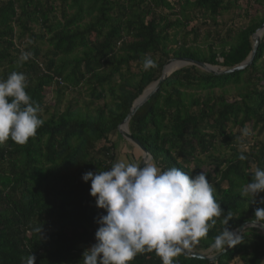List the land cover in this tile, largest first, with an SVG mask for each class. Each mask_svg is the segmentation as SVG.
Returning a JSON list of instances; mask_svg holds the SVG:
<instances>
[{"label":"trees","instance_id":"1","mask_svg":"<svg viewBox=\"0 0 264 264\" xmlns=\"http://www.w3.org/2000/svg\"><path fill=\"white\" fill-rule=\"evenodd\" d=\"M237 1L0 0V79L23 72L44 120L27 143L0 144V264H22L31 253L36 264H82L95 243V221L106 214L83 174L110 169L118 146L111 135L122 140L117 127L167 61L185 58L227 70L248 57L252 35L264 23V0H251L261 11H244L247 24L233 29L232 20L226 27L219 18ZM22 52L33 56L18 64ZM145 54L156 68L143 70ZM228 93H234L230 102ZM48 94L54 96L45 101ZM248 123L256 136L264 133V31L242 71L211 75L187 66L171 73L128 131L162 169L205 173L235 231L264 208V192L255 200L241 192L252 167L264 168V139L241 134ZM214 219L207 236L187 249L208 256L222 251L212 247L224 227L222 217ZM131 264L162 261L153 251L137 254ZM174 264H264V234L244 230L241 244L214 263L179 255Z\"/></svg>","mask_w":264,"mask_h":264},{"label":"clouds","instance_id":"2","mask_svg":"<svg viewBox=\"0 0 264 264\" xmlns=\"http://www.w3.org/2000/svg\"><path fill=\"white\" fill-rule=\"evenodd\" d=\"M32 56L22 52L17 63ZM142 67L148 71L157 63L145 54ZM28 86L23 72L0 79V144L9 139L25 144L44 124L43 110L27 93ZM82 180L91 181L90 195L106 213L95 221V243L83 252L82 264H131L137 254L153 251L162 264H174V258L205 238L214 218L221 217L224 227L212 247L225 251L242 242V235L229 228L231 213L223 214L215 187L203 172L193 176L177 167L162 169L151 158L139 164L119 159L108 170L84 173ZM241 192L253 200L264 192V168L252 167L251 180ZM254 220L264 223V208L256 209ZM22 264H36V256L22 258Z\"/></svg>","mask_w":264,"mask_h":264},{"label":"water","instance_id":"3","mask_svg":"<svg viewBox=\"0 0 264 264\" xmlns=\"http://www.w3.org/2000/svg\"><path fill=\"white\" fill-rule=\"evenodd\" d=\"M264 31V23L255 31V33L252 35V47H251V51L248 55V57L239 65L231 68V69H220L217 67H213L204 63H199L190 59H185V58H176V59H172L166 62V64L163 66L162 71H161V75L159 77V79L153 83L152 85H150L145 91H143L142 95L139 96L131 105L128 113L126 114L124 120L119 124V126L117 127V134L119 135V137H121V139L123 141H126L127 143H129L130 145H132V147H134L139 153V157L137 158V160L135 161L136 163H142L145 160L151 158V156L148 154V152L140 145V143L133 139V137L129 134L128 131V123L131 120V118L135 115V113L138 111V109H140V107L142 105H144L157 91V89L160 87V85L162 84V82L174 71L185 67V66H193L196 67L197 69H200L208 74L211 75H227V74H231L234 72H238V71H242L244 69H246L247 67H249L255 57L256 51L259 47L260 44V40H261V36L262 33ZM175 66L179 67V68H175ZM152 159V158H151ZM248 228H255L258 229L260 232H262L264 234V225L261 223H257V222H249V223H242L239 227H237L235 229V231L238 234L243 233L244 230L248 229ZM232 248H228L225 251H221L219 253H217L214 256H208L206 254H201V253H197L194 251H191L189 249H184L180 255H182L185 258L188 259H199V260H206L209 263H214L217 259H219L220 256H222L223 254H225L227 251H229Z\"/></svg>","mask_w":264,"mask_h":264},{"label":"rangeland","instance_id":"4","mask_svg":"<svg viewBox=\"0 0 264 264\" xmlns=\"http://www.w3.org/2000/svg\"><path fill=\"white\" fill-rule=\"evenodd\" d=\"M250 1L251 0H238L236 2V5H235L236 9L235 8L230 9L228 12L222 14V16H220V18H219V21L222 24L226 25V27H228V22L226 24V21L232 20V22H231L232 26H230V27L233 29H235V27L245 26L247 24L248 19L240 17V15L244 14V11H247L248 15H250V16H254L257 12L261 11L259 6H257L256 4H254ZM219 30H220L221 34H225V31H226L225 27H223ZM14 43H18L17 39H15ZM20 43L23 44V46L25 47L27 44V37L20 39ZM38 47L40 50H42L44 52L48 49L46 44L38 45ZM185 67H187V66H185ZM177 68H179V67H177ZM198 70L202 73H206L200 69H198ZM68 92H70V91H68ZM215 93H216V96L219 95L218 91H215ZM233 94L234 93H228L226 95V99L229 102L234 99ZM48 95L49 96H45V98H44L45 101H50L51 97L54 96L53 94L52 95L48 94ZM73 96H75V95H73V92L67 93L66 96L63 98L61 106H66V104L68 102H70V100L73 98ZM200 97L202 98L203 95H201ZM256 133H257V130H253L252 125L250 123H248L243 128V132L241 134H243V135L245 134V136L247 134L248 137L253 135V137H256V139L263 141L264 133L261 136H256ZM111 136H112V137H110L111 141L117 143V145H118L117 149L114 151L115 152V160L113 163H115L119 159H124L126 161H134L135 162L137 160V158L139 157V154H138L139 152L134 147H132V145L127 143L126 141H123V140L118 141L116 134H112ZM248 141H250L249 143H252V140L249 139ZM191 167H193V165ZM201 170L205 171V168H201ZM208 253H209V251L206 252V255H208Z\"/></svg>","mask_w":264,"mask_h":264},{"label":"bare ground","instance_id":"5","mask_svg":"<svg viewBox=\"0 0 264 264\" xmlns=\"http://www.w3.org/2000/svg\"><path fill=\"white\" fill-rule=\"evenodd\" d=\"M175 68H177V66H175Z\"/></svg>","mask_w":264,"mask_h":264}]
</instances>
